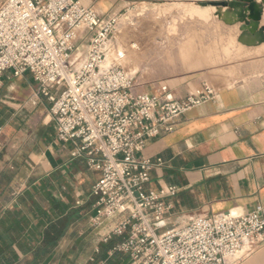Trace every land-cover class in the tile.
<instances>
[{"label": "crops", "instance_id": "obj_1", "mask_svg": "<svg viewBox=\"0 0 264 264\" xmlns=\"http://www.w3.org/2000/svg\"><path fill=\"white\" fill-rule=\"evenodd\" d=\"M78 1L107 17L120 15L140 0ZM196 7L188 9L191 17H200L193 12ZM241 26L228 23V52L229 40L237 41L239 35L253 44L255 36L244 37ZM237 45L225 65L160 82L173 99H183L204 84L217 95L186 112L174 132L148 141L142 153L163 161L151 172V189L178 188L168 198L172 227L197 216L228 212L239 216L264 204V43ZM189 52L182 59L189 58ZM135 72L136 65L130 73ZM158 84L140 90L155 93ZM36 90L30 74L15 77L8 71L2 76L0 245L11 246L13 264H88L117 220L91 226L96 202L91 189L98 175L83 159L71 157L70 145L57 140L51 104L45 98L32 104ZM9 226L13 233H8ZM49 230L59 238L46 248ZM239 255L236 264H264V243L252 254Z\"/></svg>", "mask_w": 264, "mask_h": 264}, {"label": "built area", "instance_id": "obj_2", "mask_svg": "<svg viewBox=\"0 0 264 264\" xmlns=\"http://www.w3.org/2000/svg\"><path fill=\"white\" fill-rule=\"evenodd\" d=\"M118 20L78 0H5L0 86L8 71L30 74L37 85L32 104L40 98L51 104L57 140L98 175L90 223L100 228L117 220L103 239H123L111 254L122 253L132 264H236L239 254L264 243V204L243 215L197 216L172 227L168 198L178 188L151 189V172L163 161L142 156L148 141L174 132L186 112L216 99V92L204 84L173 99L162 83L155 93L141 91L119 63Z\"/></svg>", "mask_w": 264, "mask_h": 264}, {"label": "rangeland", "instance_id": "obj_3", "mask_svg": "<svg viewBox=\"0 0 264 264\" xmlns=\"http://www.w3.org/2000/svg\"><path fill=\"white\" fill-rule=\"evenodd\" d=\"M4 1L0 0V4ZM223 1L233 0L137 1L119 15L114 35L118 52L123 54L119 63L129 72H134L136 65V72L130 74L140 89L225 65L230 52L234 54L237 50V41L247 45L239 41V35L237 41L235 37L229 40L231 51L228 52V23L221 19L224 18L223 9L218 11L214 6ZM261 4L264 8V0ZM192 6L208 9L207 13L191 17L188 9ZM187 51H190L189 58L182 59Z\"/></svg>", "mask_w": 264, "mask_h": 264}, {"label": "water", "instance_id": "obj_4", "mask_svg": "<svg viewBox=\"0 0 264 264\" xmlns=\"http://www.w3.org/2000/svg\"><path fill=\"white\" fill-rule=\"evenodd\" d=\"M261 3L262 0H233L229 2L223 1L222 3H215L214 6L218 9L226 8L230 13H236V20L234 21H226L225 19L221 18L226 23H242V25H245L246 28H253L255 30L258 29L263 33L264 26H261V20L264 14V8ZM216 15L218 16L217 13ZM243 29L244 28L240 27L241 31ZM239 41L247 46L261 45L264 43V35L261 40L254 44L245 43L241 41L240 38Z\"/></svg>", "mask_w": 264, "mask_h": 264}, {"label": "trees", "instance_id": "obj_5", "mask_svg": "<svg viewBox=\"0 0 264 264\" xmlns=\"http://www.w3.org/2000/svg\"><path fill=\"white\" fill-rule=\"evenodd\" d=\"M2 223H0V227L2 226ZM7 231L8 233L14 232L11 226H9ZM57 236H61V234L58 233ZM58 238L59 237L53 236L51 230H49L43 242L44 247L47 248L48 246L54 244ZM13 240L17 241L15 237H13ZM122 241L123 239L120 237H113L110 241L101 244L100 252L96 255L94 261L88 264H128L130 262L129 257L122 253L114 252L109 255V253H111L118 244L122 243ZM12 258L13 256L11 255V246L6 243L2 246L0 245V264H13ZM35 259L37 260L39 257L36 256Z\"/></svg>", "mask_w": 264, "mask_h": 264}, {"label": "bare ground", "instance_id": "obj_6", "mask_svg": "<svg viewBox=\"0 0 264 264\" xmlns=\"http://www.w3.org/2000/svg\"><path fill=\"white\" fill-rule=\"evenodd\" d=\"M221 9H226V8H220L218 9L221 10ZM207 10L208 9H205V8H202V7H199L197 6L195 9H194V13L195 14H198V15H204L207 13ZM219 16V15H218ZM226 21H234L236 20V13H230L227 9H226V12L224 13V18ZM242 28H244L241 32L243 33V36L244 37H247V36H255V40L253 42L254 43H257L259 40H261V38L263 37L264 35V32L262 33L261 30H255L253 28H246L245 25H242L241 26ZM263 27V26H262ZM111 61V58H107V64H109Z\"/></svg>", "mask_w": 264, "mask_h": 264}]
</instances>
